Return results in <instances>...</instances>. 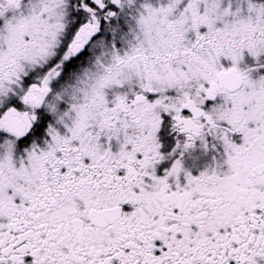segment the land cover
I'll return each mask as SVG.
<instances>
[{
  "label": "snow or ice",
  "instance_id": "snow-or-ice-1",
  "mask_svg": "<svg viewBox=\"0 0 264 264\" xmlns=\"http://www.w3.org/2000/svg\"><path fill=\"white\" fill-rule=\"evenodd\" d=\"M0 264H264V0H0Z\"/></svg>",
  "mask_w": 264,
  "mask_h": 264
}]
</instances>
